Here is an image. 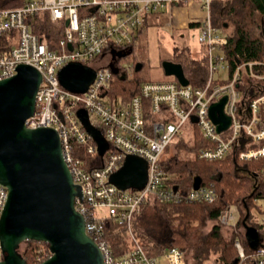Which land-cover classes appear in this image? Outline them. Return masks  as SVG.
<instances>
[{
  "label": "built area",
  "instance_id": "obj_1",
  "mask_svg": "<svg viewBox=\"0 0 264 264\" xmlns=\"http://www.w3.org/2000/svg\"><path fill=\"white\" fill-rule=\"evenodd\" d=\"M212 1L23 0L19 6L0 8V80L13 76L22 63L40 72L34 111L24 124L28 128L56 129L61 156L72 181L81 190L80 197H75V208L84 217L85 231L100 249L103 264H187L186 252L178 247L155 254L152 243L145 245L138 240L132 222L148 198L161 203H210L217 199L213 184L183 191L178 184L169 185L163 177L160 161L165 149L180 137L193 134L194 127L210 143L197 153L202 160L221 159L234 144L244 141L255 146L240 150L239 159L264 157V92L253 85L245 95L247 101H243L239 88L244 77L264 78V73L254 69L262 63L239 62L229 70L222 48L226 33L212 22ZM190 2H196L203 12L190 27H197V41L204 48L208 67L205 83L193 87L174 80H152L143 82L127 100L113 96L112 80L128 76L115 64L133 50L137 31L150 17L165 14L172 19L174 7ZM39 14L62 23L57 39L45 40L32 31L34 17ZM114 57L117 60H112ZM70 62L94 70L92 81L83 91H71L59 81V70ZM223 96V111L230 124L218 132L208 110ZM146 106L154 118L145 116ZM79 108L87 111L90 123L98 127L107 142L97 163V143L78 119ZM127 155H136L146 164V180L141 188L121 189L109 181ZM7 196V188L0 183V217ZM260 209L262 212L256 211V216L260 214L261 218L255 219L264 227V201ZM237 216V208L230 206L220 211L217 220L235 230ZM107 219L125 228L129 247L121 254L113 253L106 238ZM234 245L244 264H248V259L252 264H264V245H257L249 255L244 252L241 236ZM39 252L35 264L50 256L43 249ZM3 255L0 242V260Z\"/></svg>",
  "mask_w": 264,
  "mask_h": 264
},
{
  "label": "trees",
  "instance_id": "obj_2",
  "mask_svg": "<svg viewBox=\"0 0 264 264\" xmlns=\"http://www.w3.org/2000/svg\"><path fill=\"white\" fill-rule=\"evenodd\" d=\"M22 2L23 0H0V8L16 7ZM211 18L213 24L221 29L225 26L232 27L222 46L229 70L232 71L239 62L252 61L262 63L254 69L258 73H264V0H213ZM193 23L189 25L193 26ZM146 25L149 23L146 22L137 31L135 40L141 38ZM31 28L45 40L57 39L61 34L62 23L51 21L47 14H39L34 17ZM133 50L135 51V47ZM203 54V47L192 52L187 45L178 43L167 60L180 63L188 83L199 87L205 83L208 75ZM140 68H135L133 74L124 80L114 78L111 94L127 100L139 91L140 85L145 81L174 80L178 83L175 77L166 75L152 80L145 79L139 75ZM253 85L264 92V78L242 79L239 88L244 96L243 101H247L245 95L251 92ZM144 114L154 118L147 106ZM207 146H210V143L206 142L197 127H194L193 134L180 137L165 149L160 164L164 180L169 185L178 184L181 190L187 191L193 187L213 184L218 193L217 199L210 203H161L148 198L134 216L132 229L142 244H153L155 254H161L169 247H178L184 251L191 250V264H244V261L238 259L234 241L238 236L242 237L246 255L254 250L249 247L245 237L246 226L256 228L258 245H264V227L254 217L255 211L262 212L259 201H264V157L250 161L239 159L240 150L255 146L250 141H244L234 144L232 150L221 159L206 161L198 158V151ZM99 159V154L95 155L94 162L97 163ZM230 206L237 208L236 226H242L244 231L241 233L233 229L234 231L226 237L222 233L223 225L217 219L220 211ZM208 224L210 225L207 230L203 231L204 226ZM105 229L113 253L118 255L126 251L129 242L125 228L117 221L107 219ZM21 245V256L27 264L37 262V257L41 254L40 249L51 254L48 244L43 241L26 240ZM247 261L252 264L251 259Z\"/></svg>",
  "mask_w": 264,
  "mask_h": 264
},
{
  "label": "water",
  "instance_id": "obj_3",
  "mask_svg": "<svg viewBox=\"0 0 264 264\" xmlns=\"http://www.w3.org/2000/svg\"><path fill=\"white\" fill-rule=\"evenodd\" d=\"M161 66L164 75L188 84L180 63L166 59ZM93 77L94 70L79 62H70L58 72L61 85L75 92L85 90ZM40 79V72L22 63L13 76L0 80V183L8 190L0 217L4 253L0 264H27L20 252L26 240L48 244L51 254L39 264H103L101 251L87 235L84 217L75 208V197H80L81 190L61 156L56 129L24 124L34 111ZM225 101L223 96L209 105V117L218 132L230 124L223 111ZM76 114L96 141L98 154H102L107 142L98 127L90 123L84 108L77 109ZM145 180L146 164L136 155H127L109 176V181L121 189L141 188ZM244 233L249 247H257L256 228L246 226Z\"/></svg>",
  "mask_w": 264,
  "mask_h": 264
},
{
  "label": "rangeland",
  "instance_id": "obj_4",
  "mask_svg": "<svg viewBox=\"0 0 264 264\" xmlns=\"http://www.w3.org/2000/svg\"><path fill=\"white\" fill-rule=\"evenodd\" d=\"M182 6L183 7L178 10L179 14H177V16H175L173 19L164 15L151 17L148 20L149 25H146V27L143 29V35L141 38H137L135 41V46H133L135 47V51L133 50L134 54H125V56L119 57L118 63H116L115 66H118V68L121 70L124 69L128 76H131L135 69L133 68L134 65L140 63L142 66L140 69H138L139 75L145 79L152 80L164 76L161 63L163 60L171 57L173 53V47L175 45L177 46L178 43L179 45H187L190 47L192 52L198 51L199 48H201L199 42L197 41L198 29L195 26L190 27L186 23L188 16L190 14H195L198 10L194 8L191 3H187ZM231 31L232 27H227L226 32L230 33ZM222 74L225 76L224 72ZM259 204H263V201H259ZM254 213V217L259 220L261 215L258 214L256 216V211ZM209 225L210 224L205 225L203 231H206ZM232 230L233 229L230 227H222V233L226 237ZM236 231L242 233L244 229L242 226H240L236 227ZM185 252L187 264H191V250H186Z\"/></svg>",
  "mask_w": 264,
  "mask_h": 264
},
{
  "label": "crops",
  "instance_id": "obj_5",
  "mask_svg": "<svg viewBox=\"0 0 264 264\" xmlns=\"http://www.w3.org/2000/svg\"><path fill=\"white\" fill-rule=\"evenodd\" d=\"M193 6H194V8H196L198 11H196V13L195 14H190L189 16H188V18H187V24L189 25L190 23H192V22H194L196 19H198L199 18V16L201 17L202 16V14H203V12H202V10H200V8H199V5L196 3V2H190ZM181 7H183L182 5L181 6H177V7H174L173 9H172V19L173 18H175V16H177V14H179L178 13V10L179 9H181ZM192 7V6H191ZM194 10V9H193ZM160 15H164V16H166V17H168L167 15H165V14H160ZM160 15H158V16H160ZM155 17V16H154ZM151 18V17H150ZM149 18V19H150ZM148 19V20H149ZM148 22V21H147ZM178 24H181V23H178ZM180 26H182V25H180ZM190 26V25H189ZM227 27H229V26H225L223 29H222V31L223 32H225L226 34H227V32H226V30H227ZM229 33V32H228Z\"/></svg>",
  "mask_w": 264,
  "mask_h": 264
},
{
  "label": "flooded vegetation",
  "instance_id": "obj_6",
  "mask_svg": "<svg viewBox=\"0 0 264 264\" xmlns=\"http://www.w3.org/2000/svg\"><path fill=\"white\" fill-rule=\"evenodd\" d=\"M132 51H133V50H132ZM132 51L128 52L126 55H128V54H132ZM112 60H117V58L114 57V58H112Z\"/></svg>",
  "mask_w": 264,
  "mask_h": 264
}]
</instances>
